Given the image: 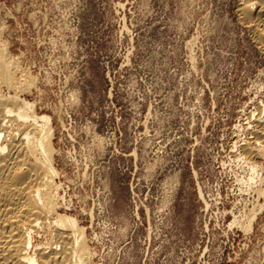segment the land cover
<instances>
[{"label":"rangeland","instance_id":"rangeland-1","mask_svg":"<svg viewBox=\"0 0 264 264\" xmlns=\"http://www.w3.org/2000/svg\"><path fill=\"white\" fill-rule=\"evenodd\" d=\"M247 1L0 0L83 264H264V42Z\"/></svg>","mask_w":264,"mask_h":264},{"label":"bare ground","instance_id":"bare-ground-1","mask_svg":"<svg viewBox=\"0 0 264 264\" xmlns=\"http://www.w3.org/2000/svg\"><path fill=\"white\" fill-rule=\"evenodd\" d=\"M255 4L254 15L250 10ZM243 5L245 17L264 42V0H248ZM1 45L0 88L7 86L13 92H0V264H83L91 253L86 229L72 215L61 212L63 184L57 181L60 172L55 166L52 118L38 114L36 105L24 97L28 76ZM262 117L255 133L264 140ZM257 141L247 147L251 155L256 153ZM255 212L246 215V228L252 229ZM47 230L51 240L36 244L35 237Z\"/></svg>","mask_w":264,"mask_h":264}]
</instances>
